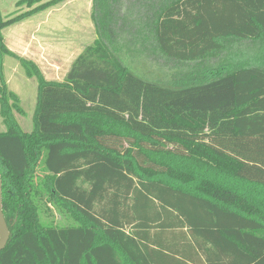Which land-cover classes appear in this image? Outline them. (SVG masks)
I'll use <instances>...</instances> for the list:
<instances>
[{
  "label": "trees",
  "instance_id": "obj_1",
  "mask_svg": "<svg viewBox=\"0 0 264 264\" xmlns=\"http://www.w3.org/2000/svg\"><path fill=\"white\" fill-rule=\"evenodd\" d=\"M69 1L0 10V172L11 233L0 264H264V70L174 89L131 72L112 34L134 30L169 59L202 62L221 40H263L264 0H93L98 38L62 81H48L7 48L4 32ZM6 57L37 82L30 133L16 118L24 112ZM44 200L75 224L44 226Z\"/></svg>",
  "mask_w": 264,
  "mask_h": 264
},
{
  "label": "rangeland",
  "instance_id": "obj_2",
  "mask_svg": "<svg viewBox=\"0 0 264 264\" xmlns=\"http://www.w3.org/2000/svg\"><path fill=\"white\" fill-rule=\"evenodd\" d=\"M18 1L0 0L2 15L6 16L17 10L16 3ZM73 1L75 2L71 0V4L66 3L67 5H60V17L56 14L49 16V22L44 28L46 32H43V29L41 31L33 29L34 23L30 22L14 28V34L22 33L26 35V41H31L33 35L36 34L34 36H43L42 41L54 47V49L48 52L47 60H55L59 64L54 67V70L47 66L45 62L44 64L47 69L43 65L41 66L46 69L48 76L50 74L51 77L59 78L60 81L67 74L76 56L84 50L86 45L94 43L98 38L96 26L91 16L93 0ZM129 1L130 3L136 2L140 6H143L153 0ZM134 3L131 5L133 6ZM21 9L23 10V7ZM56 23H60V29L57 28ZM35 30L38 31L35 33ZM116 31L117 33L112 31L113 36L119 39L118 43L120 46L123 44L126 51L124 52L120 48V52H118V46L114 41L110 42V46L118 52L122 63L137 76L162 86L178 89L196 85L209 81L216 76L226 74V72L229 73L233 69L238 70L256 67L264 70V39L258 42L241 41L234 38L221 40L219 44H221L222 50L218 54L202 62L183 63L161 55L153 40L151 46L149 42L148 44L144 43V45H140L139 34L136 32V37L133 36L134 30L131 32L132 37L127 33L124 35V29H116ZM57 32L60 34V37ZM12 38L11 36L8 40L9 43ZM57 46L60 47V55L55 49ZM145 46L150 50H147ZM32 52H34L33 49ZM3 67L5 79L9 80L12 78L16 84L14 90L24 112L23 115L16 114L18 123L24 132L30 133L33 130V116L37 104V82L34 78L27 77L24 68L13 57H6ZM5 131L6 128L0 116V132ZM42 161L38 168L39 177L46 174L43 170ZM205 176L225 185L231 184L232 186L235 184V182L223 176L208 174ZM41 207L40 221L44 226L64 227L75 224L69 215L60 212V208L57 205L53 203L50 205L44 200L43 203L41 202Z\"/></svg>",
  "mask_w": 264,
  "mask_h": 264
},
{
  "label": "crops",
  "instance_id": "obj_3",
  "mask_svg": "<svg viewBox=\"0 0 264 264\" xmlns=\"http://www.w3.org/2000/svg\"><path fill=\"white\" fill-rule=\"evenodd\" d=\"M72 2H75V1L72 0ZM72 2L70 0V2H67V4H71ZM67 4L65 3L64 5H67ZM53 14H56L57 16L60 17V6H58L57 8H54L52 10L39 13V14L35 15L34 17H32L31 19H29V20H27L21 24H18V25L27 24L30 22V23H34L33 29H38L40 31H41V29H43V32H46V29H44V28L47 26V23L49 22V20H48L49 16H51ZM18 25H15L10 29L5 30V32H4L5 43H6L7 48L11 52L15 53L16 55H18V56L20 55L19 57H22V58H25V59H28V60L35 62L40 67L45 78L48 81H60L59 78H53V77H51L50 74L48 76V74L46 72L47 68H46V65L44 64V62H45L47 64V66H49L53 70H54V67H56L59 64L55 60H51V61L47 60L48 52L51 51L52 49H54V47L49 46L48 44H46V42L42 41L43 36H41V37L37 36L36 37V36H34L36 34H34L31 41H26V35H24L22 33L14 34V28ZM56 26L58 29H60V23H56ZM38 30H35V33ZM43 32H42V34H43ZM57 34H59V33L57 32ZM11 36L13 38H12L11 42L9 43L8 40L11 38ZM34 37H36V38H34ZM59 37H60V34H59ZM59 46H57L55 49L58 51V53L60 55V47ZM32 49L34 50V52H32ZM80 54H78V55H80ZM74 60H73V62H74ZM72 63H71V65H72ZM41 65H43L46 69ZM70 68H71V66H70ZM70 68H69V70H70ZM7 84L9 86L10 90L16 94V92L14 90V87L16 86V84L13 82L12 78L7 80Z\"/></svg>",
  "mask_w": 264,
  "mask_h": 264
},
{
  "label": "water",
  "instance_id": "obj_4",
  "mask_svg": "<svg viewBox=\"0 0 264 264\" xmlns=\"http://www.w3.org/2000/svg\"><path fill=\"white\" fill-rule=\"evenodd\" d=\"M2 188L3 184L0 172V252H2L7 247L11 237L10 229L3 213Z\"/></svg>",
  "mask_w": 264,
  "mask_h": 264
}]
</instances>
